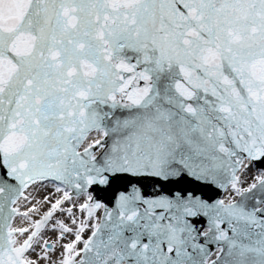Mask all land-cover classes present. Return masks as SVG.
Listing matches in <instances>:
<instances>
[{"label":"snow or ice","instance_id":"obj_1","mask_svg":"<svg viewBox=\"0 0 264 264\" xmlns=\"http://www.w3.org/2000/svg\"><path fill=\"white\" fill-rule=\"evenodd\" d=\"M0 170V264H264V0H0Z\"/></svg>","mask_w":264,"mask_h":264},{"label":"water","instance_id":"obj_2","mask_svg":"<svg viewBox=\"0 0 264 264\" xmlns=\"http://www.w3.org/2000/svg\"><path fill=\"white\" fill-rule=\"evenodd\" d=\"M254 167L257 171L260 170V168H261L260 165H256ZM0 171H2V170H0ZM127 186H128L127 180L117 179L116 181H114V183L110 189H108V190L97 189L96 190L97 198L102 200L103 202L107 203L109 206H112V204L114 202V197L118 194L119 191H123ZM143 187H144V191L146 194L152 193V187H151L150 183H145ZM168 187H169V189H171V188H178V187H193V186L188 184L187 182H184V183H181L179 185H170ZM204 194L206 196H219V195H221L220 193L207 192V191H205Z\"/></svg>","mask_w":264,"mask_h":264},{"label":"rangeland","instance_id":"obj_3","mask_svg":"<svg viewBox=\"0 0 264 264\" xmlns=\"http://www.w3.org/2000/svg\"><path fill=\"white\" fill-rule=\"evenodd\" d=\"M256 172L257 170L255 169V167H253L250 174H255Z\"/></svg>","mask_w":264,"mask_h":264}]
</instances>
